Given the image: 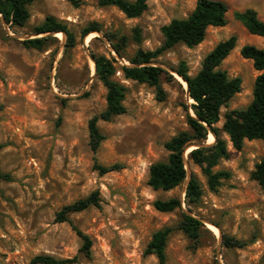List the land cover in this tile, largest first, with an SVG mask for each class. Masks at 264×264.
<instances>
[{"label":"rangeland","instance_id":"374dc122","mask_svg":"<svg viewBox=\"0 0 264 264\" xmlns=\"http://www.w3.org/2000/svg\"><path fill=\"white\" fill-rule=\"evenodd\" d=\"M219 1L228 8L224 27L209 28L203 42L192 49L179 45L151 62L166 72L176 71L183 62L188 75L194 76L219 42L232 36L237 40L218 69L231 79H241L240 92L221 108L214 126L229 152L214 171L229 172L230 178L211 192L200 169L187 158L188 173L197 177L203 189L199 204L189 209L182 198L183 184L169 192L153 191L147 185L150 166L168 158L164 144L189 131L192 101L184 82L168 71L175 80L162 77L166 97L159 102L155 88L126 80L117 72L115 80L126 89V113L111 122H98L105 140L94 154L87 124L105 109L106 90L93 76L88 54L113 57L103 33L126 37L128 55L138 49L154 51L163 42L161 28L173 19L186 18L196 0H148L147 10L134 19L115 7H100L98 0H80L77 6L69 0H33L23 28L0 19V144L5 146L0 151V169L11 177L0 181V264H30L37 256L76 257L77 264H158L154 256L144 254L146 246L156 231L178 223L181 210L202 220L207 232L194 245L174 231L167 241L165 264H264V193L250 179L264 146L261 141H245L236 151L222 131L224 115L243 110L252 101L259 74L251 61L240 56V49L245 45L264 49L263 39L250 35L234 14L251 9L264 22V0ZM46 17L66 25L75 37L72 49H65L59 34L51 36L42 50L24 47L22 41ZM91 24L102 32L83 38V29ZM115 60L118 69L122 62ZM211 136L208 133L204 145L213 144ZM95 162L120 168L99 175L93 169ZM95 191L99 208L69 216L70 223L91 241L86 257L79 253L82 242L71 224L54 219L63 207ZM174 197L181 199V210H155L156 200ZM223 235L246 245L225 248Z\"/></svg>","mask_w":264,"mask_h":264},{"label":"trees","instance_id":"16d2710c","mask_svg":"<svg viewBox=\"0 0 264 264\" xmlns=\"http://www.w3.org/2000/svg\"><path fill=\"white\" fill-rule=\"evenodd\" d=\"M148 0H98L100 7H115L129 19L140 17L147 10ZM33 0H0V15L4 22L11 27L23 28L28 20L27 7ZM72 5L77 6L80 0H69ZM227 5L219 0H196L194 9L184 19H173L161 28L163 42L154 51H143L138 49L133 55L126 54L127 38L117 36L113 33H103L104 37L114 50L115 54L128 62L120 65L118 69L114 57L91 53L95 66V78L101 82L106 90L105 109L98 115L93 116L87 124L89 148L92 153H97L105 137L98 128V122H111L115 117L124 115L126 109L123 105L126 89L115 80V75L120 72L126 80L139 84H147L155 88L156 99L159 102L165 100V92L161 87L163 76L170 81L175 80L166 71L153 66H142L149 64L164 52L176 46L182 45L192 49L200 45L209 28H221L226 25ZM235 20L239 21L246 31L264 41V22L259 20L254 10L247 9L244 12L234 14ZM65 36V49L75 46V37L67 29L66 25L53 17H46L41 25L33 29V34H56ZM90 32H102L97 24H91L82 31L84 38ZM53 35L42 38L28 39L22 42L28 49L42 50ZM137 36V35H136ZM236 37L232 36L225 41L219 42L203 59L200 70L189 76L185 63L181 62L176 73L186 82L190 98L193 100L191 110L195 118L188 115L187 125L189 131L181 132L164 144L168 152V158L164 162L152 164L149 168L147 185L153 191L169 192L182 185L186 179L183 155L186 149L195 144L206 141L209 128L215 138L212 145L192 149L187 158L190 163L198 167L205 177L209 191L216 192L223 180L230 178L226 171H214L222 160L229 158L227 144L219 136V130L214 126L220 120V110L240 92L241 79L229 78L226 72L218 68L236 47ZM240 56L252 62L253 69L258 72L254 80L252 101L243 110L231 111L224 115L222 131L228 136L229 142L234 150L240 151L245 141H261L264 146V49L252 45H245L240 49ZM205 124V125H204ZM5 146L0 144V151ZM118 165L101 166L96 162L93 169L99 175H105L119 170ZM250 179L257 183L264 193V155L255 165L250 174ZM9 174L0 169V181H10ZM203 196L201 183L196 176L191 175L184 196L186 208L199 204ZM179 198L168 200H156L153 204L156 211L160 213H172L181 210ZM100 197L98 191L91 193L88 197L63 207L55 214L56 223H70L71 214L83 212L90 207L99 208ZM71 224V223H70ZM72 230L80 238L82 245L79 253L89 256L91 241L72 224ZM207 229L205 225L196 218L187 215L181 210V217L174 227H165L156 231L148 242L144 251L145 255L156 258L158 264L166 263V246L170 235L179 231L192 242L198 245L200 239ZM222 245L228 249L243 248L246 242L235 240L223 235ZM30 264H77V258L56 260L49 256H37ZM218 264V263H215Z\"/></svg>","mask_w":264,"mask_h":264},{"label":"water","instance_id":"95a60500","mask_svg":"<svg viewBox=\"0 0 264 264\" xmlns=\"http://www.w3.org/2000/svg\"><path fill=\"white\" fill-rule=\"evenodd\" d=\"M0 19H1V21H2L4 24H6V23L4 22V20L2 19L1 15H0ZM58 33H59V32H58ZM97 33H98V32H97ZM56 34H57V33H56ZM56 34H50V33H47V34H33V35H31V36L25 38L23 41L28 40V39L42 38V37H46V36H48V35H56ZM61 35H63V34L61 33ZM63 38H64V40H65V36H64V35H63ZM105 39H106V38H105ZM23 41H22V42H23ZM106 41H107V40H106ZM64 42H65V41H64ZM107 43H108V41H107ZM64 44H65V43H64ZM107 45L109 46V49H110L111 53L113 54V57H114L115 59H117L119 62H122V65H125V64H123L124 60L121 59V58H119V57L115 54V52H114V50L112 49V47L110 46V44L108 43ZM88 57H89V59H90L91 64H93V67H94V68H93V70H92V72H93L92 74H93V76L95 77V66H94V61H93L92 56H91L90 53L88 54ZM127 66H128V65H127ZM142 66H153V67H158V68H160V69L166 71V70L163 69L161 66L154 65V64H152V63H149V64H143V65H141V66H139V67H142ZM168 71H169L170 73H172L173 75H176V77L180 78V79L182 80V82L185 83V92H186V96H187V98H188L189 101L192 100V99L190 98V96H189L188 86H187L186 82H185V81H184V80H183V79H182V78L176 73V71H172V70H168ZM168 71H167V72H168ZM51 81H52V80H51ZM190 102H191V101H190ZM192 104H193V100H192ZM191 117L195 118L194 115H191ZM204 125H205V124H204ZM207 130H208V133H209L210 135L213 136L211 130H210L209 128H207ZM213 138H214V136H213ZM214 141H215V138H214ZM191 147H193L192 149H197V148H201V147H208V145H204V143H202V144H195V145H191V146H189L187 149H189V148H191ZM187 149H186V151H187ZM189 152H190V151H189ZM187 154H188V153L185 152L184 155H183L184 166H185V170H186V179H185V181H184V183H183V192H182V198H183V200H184V196H185V190H186L187 184H188V182H189V180H190V176H191V175L188 173V170H187V163H186ZM180 201H181V199H180ZM181 204H182V201H181ZM183 212L186 213L187 215H190V216L196 218L197 220H199L201 223L204 224V222H203L202 220H200V219H198L197 217L193 216L190 212L185 211V210H183ZM219 235H220V234H219ZM220 237H221V236H219V240H220ZM218 264H221V263L218 262Z\"/></svg>","mask_w":264,"mask_h":264},{"label":"bare ground","instance_id":"6f19581e","mask_svg":"<svg viewBox=\"0 0 264 264\" xmlns=\"http://www.w3.org/2000/svg\"><path fill=\"white\" fill-rule=\"evenodd\" d=\"M57 34L61 35L60 33H57ZM57 34H56V35H57ZM61 36H62V35H61ZM184 84H185V83H184ZM190 101H192V100H190ZM210 142H211V143H214V138H213V136H211V138H210ZM188 153H189V152H188ZM211 229H212L213 231H216L218 234H220L217 228L211 226Z\"/></svg>","mask_w":264,"mask_h":264}]
</instances>
